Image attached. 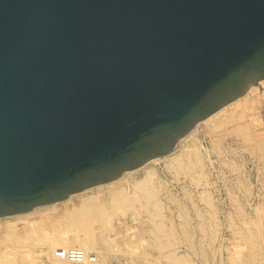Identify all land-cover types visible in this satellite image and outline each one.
<instances>
[{"label":"water","instance_id":"water-1","mask_svg":"<svg viewBox=\"0 0 264 264\" xmlns=\"http://www.w3.org/2000/svg\"><path fill=\"white\" fill-rule=\"evenodd\" d=\"M264 79V0H0V216L170 154Z\"/></svg>","mask_w":264,"mask_h":264},{"label":"rangeland","instance_id":"rangeland-1","mask_svg":"<svg viewBox=\"0 0 264 264\" xmlns=\"http://www.w3.org/2000/svg\"><path fill=\"white\" fill-rule=\"evenodd\" d=\"M260 83L261 81L257 85H252L257 87L256 92L251 95L245 96L243 100L238 102V105L232 104L226 106V108L217 112L216 114H213V116H211L210 118L208 117L209 119L206 118L205 120L198 122L196 124L197 126L195 125L196 128H194V132L192 133V135H190L188 141H186L185 146H182V141L180 146L176 148L177 150L174 149L170 154L166 156L155 158L149 161L150 163L148 166L154 169V171L156 172V177L159 179V181L162 182L164 180L162 182V186L166 191H161V193L157 194V196L158 200H160L161 203L164 202L163 204L165 205V207L169 205L168 209L166 207V214L168 215V217L173 218L172 220H174V226L179 222V220H177L179 219V217H177L176 212L174 211V199H177L178 201L180 200V202L184 204L185 207H188V213L190 214L189 222L192 226L196 227V233L194 234L196 247L194 248L190 243L188 244L185 239L184 241L182 239L180 242L176 241V245H172L174 247L168 246L169 249L166 248L165 251H160L155 245L157 241H155V236L153 234H150L148 232L151 236L149 234H145L147 235L145 236L140 232L144 227V222L148 221L149 214L148 212H144L147 210V208L145 210L144 207H141L142 203L127 200H123L118 204V202L115 201V199H113L111 196L108 197V192L110 189L109 186H114L119 183L117 182L119 181V179L120 182H124V180H127V185H125V183H122V188L129 190L128 185H131L138 179L144 178L145 170L143 169L144 166H141L136 170L123 173L121 177L116 179L117 181L114 180L113 183L108 182L105 184L97 185L69 196L68 201L70 200L69 203L73 206V225L72 227L70 226L68 228V231L64 233L69 234L68 239L69 237L75 238L74 245L76 247L83 246L81 243L85 244L83 237L87 235L93 236V239L95 241L93 249L88 251L91 258L95 259V262L88 261L86 264L264 263V220L262 223L261 221L256 220V218H259L260 220L261 218L264 219V86L261 87L259 85ZM246 101L248 102L245 107L243 103H245ZM253 101L257 102V104H255ZM240 105L242 106V109L240 108ZM252 108H255V110ZM239 127H242L243 129L239 130ZM244 137H246V140ZM219 138H224L225 141L217 142V139ZM181 146L184 149H180ZM226 148L228 150H226ZM184 150H188L189 152L198 150V153L201 154L203 162H201L200 166L197 168V171H195L196 174L195 172H188L186 174V171L182 169L177 170L172 167H166L165 160L167 159V157H170L172 155H179ZM222 156L225 158H223ZM222 158L225 161H222ZM242 158L244 161L242 160ZM227 160L229 161L227 162ZM238 162H240V164ZM228 163H230L231 165ZM224 164H226L227 167ZM231 168L233 169V171ZM238 171L239 174H236L238 173ZM173 173H175L174 176ZM209 175H211L212 177ZM237 177H243L245 179L243 187H240L238 184H236L238 183L236 182L238 179ZM254 180L257 181L255 182ZM195 183H197L198 185ZM248 185L252 186L249 187ZM233 186H235V188H233ZM247 189L248 191H246ZM169 192L171 194H169ZM204 194L207 195L208 199L205 200L206 195ZM170 196L174 197L172 201H168V199H172ZM229 196L231 197L229 198ZM201 197L204 199H202ZM232 197L234 199L236 197L237 199L233 201ZM192 198L194 199L192 200ZM65 200L59 202L63 203ZM114 203L115 206H113ZM195 207L198 210H196ZM256 208L259 210V213L261 215L257 212ZM168 210L174 212L172 216L170 214V211ZM192 210L194 212L196 211V213H194ZM76 215L79 216L78 220L74 219ZM91 215L97 218L96 222L89 221L93 220ZM257 215L260 216L256 217ZM250 216L251 218H254L250 219ZM60 217L62 218V221L68 219L67 216H57L56 218L58 219ZM56 218L54 216V219ZM253 219H255L256 222H254ZM12 220L13 219H9L0 222V245L4 244L5 242L3 241V239H1L4 237L2 231L3 228L5 230V225L9 224L8 222H15V227L19 225L18 228H20L22 225V220ZM86 223L92 224V228H88L86 230ZM168 223V225H171L172 222L170 221ZM197 223L199 225H205L207 226V228L201 229L200 227L196 226ZM64 224L65 223H63V226ZM45 230H47V228H45ZM46 233L47 232H44L45 237H47V235H45ZM192 233H194V228L192 229ZM197 239L199 241H197ZM7 243H9V240H7ZM188 246L190 248H188ZM247 246H252V249L253 251L255 250V253L252 254ZM42 247H37L33 250L25 249V251H23L24 255H26V258L30 260V264H68L52 258L51 256L49 257L48 245ZM256 250H258V252ZM20 255L21 254L18 255L17 253H15L9 258H6L4 261H2V264H4V262H7L8 260V264H19L22 257ZM105 256L108 257L107 262H103V257Z\"/></svg>","mask_w":264,"mask_h":264},{"label":"bare ground","instance_id":"bare-ground-1","mask_svg":"<svg viewBox=\"0 0 264 264\" xmlns=\"http://www.w3.org/2000/svg\"><path fill=\"white\" fill-rule=\"evenodd\" d=\"M261 87L264 86V79L261 80V83L259 84ZM257 90L256 86H251L250 88L247 89V91L245 92L244 95H242L240 99H237L236 101L234 100V102L227 104L226 106L232 105V104H237L238 102L243 100V98L247 95H251L253 93H255ZM255 95V94H254ZM253 95V96H254ZM258 95V94H256ZM261 96V95H260ZM256 97V96H255ZM254 98V97H253ZM258 98V97H257ZM246 101L245 103H243V105H247ZM250 102V100H249ZM254 102V101H253ZM255 104H257V102H254ZM253 103V104H254ZM261 103V102H260ZM249 104V103H248ZM226 106H223L222 108H220L218 111L214 112L213 114H216L217 112L223 110L224 108H226ZM258 106V105H257ZM235 107V106H234ZM242 106L240 105V108ZM239 108V107H238ZM237 109V108H236ZM242 109V108H241ZM255 110V108H252ZM258 109V108H257ZM249 110V109H248ZM234 112V111H233ZM257 112V111H255ZM213 114H211L210 116H208L209 118L211 116H213ZM207 117V118H208ZM208 118V119H209ZM252 119V118H251ZM256 119V118H255ZM205 120V119H204ZM243 120V119H241ZM237 123V122H236ZM197 126V125H196ZM196 126L194 128H196ZM223 126V125H222ZM229 126V125H228ZM227 127V126H226ZM252 127V126H251ZM192 129L189 133V135L183 140L182 146L186 145V141H188L190 135H192V133L194 132L195 129ZM242 127H239V130H242ZM256 129V128H255ZM230 130V129H229ZM220 131V130H219ZM205 133V132H204ZM240 133V132H239ZM226 136V135H225ZM229 137V136H228ZM232 137V136H231ZM227 138V137H226ZM246 140V137H244ZM243 138V139H244ZM228 139V138H227ZM251 139V138H250ZM258 140V139H257ZM256 140V141H257ZM219 141H225L224 138H219L217 139V142ZM240 142V141H239ZM257 143V142H256ZM217 144V143H216ZM223 144V143H222ZM226 145V144H225ZM180 146V145H179ZM181 146L180 149H182L183 147ZM218 146V145H217ZM228 148V147H227ZM226 148V150H228ZM184 149V148H183ZM177 150V149H176ZM205 151V150H204ZM222 151V150H220ZM224 151V150H223ZM241 153V152H240ZM263 153V152H262ZM210 154V153H209ZM168 155V154H167ZM166 156V155H164ZM170 156V155H169ZM206 156V155H205ZM253 156V155H252ZM163 157V156H160ZM223 157V156H222ZM258 157V156H257ZM159 158V157H156ZM225 158V157H223ZM222 158V161H225ZM228 158V157H227ZM155 159V158H154ZM221 159V158H220ZM231 159V158H230ZM252 159V158H251ZM152 160V159H151ZM239 160V159H238ZM243 160V158H242ZM262 160V159H261ZM150 161V160H149ZM146 162L145 164L142 165L143 169L145 170V174H144V178L138 179L136 182L132 183L129 186V190L127 189H123L122 188V183H125V185H127V180H124V182H120L119 185H111L109 186V192H108V197L111 196L113 199H115V201L118 202V204L123 201V200H127V201H134L137 203H142L141 207H144L145 210L147 208L146 211L144 212H148V221L144 222V227L142 228V231H140L141 233L145 234H153L155 236V241L156 242V247L157 249H159L160 251L162 250H166V248H168V246L170 247H174L172 245H176V241H181L184 239L188 242V244L190 243L194 248L196 247V241L194 239V234L196 227L192 226L189 222V216L190 214L188 213V207H185L184 204H182L180 202V200L178 201L177 199H174L175 202V208L174 211L176 212L177 217H179V222L177 225L174 226V220H172L173 218L168 217V215L166 214V207L167 209L169 208L168 206L165 207V205L163 203L160 202V200H158V196L157 194L161 193V191L165 190L164 187L162 186V182L159 181V179L156 177V172L154 171V169H152L151 167H149V163L150 162ZM229 160H227L228 162ZM231 161V160H230ZM236 161V160H235ZM244 161V160H243ZM253 161V160H252ZM166 162V167H172L175 168L177 170H184L186 171L185 173L187 174L188 172H195L197 171V168L200 166L201 162H203V158L201 157V154L198 153V150H193L191 152L187 151H183L181 154L179 155H172L170 157H167V159L165 160ZM210 162V161H209ZM259 162V161H258ZM223 163V162H222ZM240 164V162H238ZM230 164V163H228ZM235 164V163H233ZM211 165V164H210ZM226 166V164H224ZM231 165V164H230ZM229 165V166H230ZM238 165V164H236ZM235 165V166H236ZM254 165V164H253ZM214 166V165H213ZM234 166V165H233ZM247 166V165H246ZM141 167V166H140ZM138 167V168H140ZM217 167V166H216ZM227 167V166H226ZM245 167V166H244ZM243 167V169H244ZM249 167V166H248ZM136 168V169H138ZM151 168V169H150ZM207 168V167H206ZM230 168V167H229ZM235 168V167H234ZM134 169V170H136ZM205 169V168H204ZM214 169V168H213ZM232 169V168H231ZM240 169V167H239ZM165 170V169H164ZM167 170V169H166ZM199 170V169H198ZM228 170V169H226ZM230 170V169H229ZM238 170V169H237ZM132 171V170H131ZM169 171V170H168ZM167 171V172H168ZM233 171V169H232ZM128 172V171H127ZM222 172V171H221ZM244 172V171H243ZM125 173V172H124ZM159 173V172H158ZM212 173V172H211ZM218 173V172H217ZM232 173V172H231ZM184 174V175H186ZM190 174V173H189ZM196 174V172H195ZM216 174V173H215ZM220 174V173H219ZM225 174V173H224ZM239 174V171L238 173ZM242 174V172H241ZM246 174V173H245ZM175 175V173H173V176ZM182 175V174H181ZM218 175V174H217ZM222 175V174H221ZM235 175V174H234ZM192 176V175H191ZM194 176V175H193ZM196 176V175H195ZM200 176V175H199ZM211 176V175H209ZM229 176V174H228ZM227 176V177H228ZM186 177V176H184ZM190 177V176H189ZM197 177V176H196ZM212 177V176H211ZM209 177V178H211ZM215 177V176H214ZM220 177V176H218ZM223 177V176H222ZM225 177V176H224ZM233 177V176H232ZM247 177V176H246ZM175 178V177H174ZM179 178V177H178ZM187 178V177H186ZM195 178V177H194ZM200 178V177H199ZM202 178V177H201ZM237 181L240 187H243V183L245 181V179L243 177H237ZM249 178V177H248ZM185 179V178H184ZM189 179V178H187ZM192 179V177H191ZM206 179V178H205ZM216 179V178H215ZM224 179V178H223ZM229 179V178H227ZM226 179V180H227ZM236 179V178H235ZM244 179V180H243ZM231 180V179H230ZM248 180V179H247ZM192 181V180H190ZM207 181V180H206ZM228 181V180H227ZM232 181V180H231ZM230 181V182H231ZM255 181V180H254ZM257 181V180H256ZM255 181V182H256ZM114 181L110 182L113 183ZM196 182V181H195ZM218 182V181H217ZM235 182V181H234ZM194 183V180H193ZM198 183V182H197ZM195 183V184H197ZM200 183V182H199ZM215 183V182H214ZM228 183V182H227ZM194 184V185H195ZM101 185V184H100ZM198 185V184H197ZM231 185V184H230ZM234 185V184H233ZM246 185V184H245ZM254 185V183H253ZM257 185V184H256ZM249 186V185H248ZM252 185H250L249 187H251ZM259 186V185H258ZM198 187V186H197ZM202 187V186H201ZM205 187V186H204ZM211 187V186H210ZM228 187V186H227ZM226 187V188H227ZM245 187V186H244ZM232 188V187H231ZM233 188H235V186H233ZM246 188V187H245ZM169 189V188H168ZM184 189V188H183ZM228 189V188H227ZM240 189V188H239ZM254 189V188H253ZM256 189V188H255ZM166 191V190H165ZM168 191V190H167ZM185 191V190H183ZM235 191V190H234ZM239 191V190H237ZM248 191V189L246 190ZM251 191V190H250ZM82 192V191H81ZM244 192V191H243ZM260 192V191H259ZM258 192V193H259ZM166 193V192H165ZM168 193V192H167ZM187 193V192H186ZM228 193V192H227ZM251 193V192H250ZM249 193V195H250ZM257 193V194H258ZM169 194H171L169 192ZM183 194V193H181ZM185 194V193H184ZM203 194V193H202ZM242 194V193H240ZM264 194V193H263ZM174 195V194H173ZM206 195V194H204ZM235 195V194H234ZM246 195V193H245ZM248 195V196H249ZM100 196V195H99ZM161 196V195H160ZM183 196V195H182ZM193 196V195H192ZM233 196V195H231ZM229 196V198L231 197ZM241 196V195H240ZM247 196V197H248ZM101 197V196H100ZM171 197V196H170ZM184 197V196H183ZM182 197V198H183ZM200 197V196H199ZM244 197V195H243ZM246 197V196H245ZM257 197V196H255ZM67 198V199H66ZM66 198H62L60 200V202L62 200H65L63 203H60L59 201L57 202H51V203H44L41 205H38L36 207H33L27 211H23V212H18V213H12V214H7L4 216H0V222L4 221V220H9V219H15V220H22V225L20 228L15 227V222L14 223H10L5 225V230L3 228V241L4 244L0 245V264H2V261H4L6 258H9L11 255L17 253L18 255L21 254L20 256V262L19 264H30V260L26 258V255H24L23 251L26 250H33L37 247H42L45 245H48V256L55 258L61 262L64 263H68V264H86L88 261L90 262H95L94 258H91L90 254L88 251H90L91 249H93L95 241L93 239V236L91 235H87L85 237H83L84 239V243H81L83 246H75L74 245V237H69V234H65L64 232L68 231V228L73 225V220H72V216H73V206L72 204L69 203L68 199L69 196ZM169 198V197H168ZM167 198V199H168ZM172 198V199H171ZM168 201H172L174 197H171ZM202 198V197H201ZM166 199V198H165ZM194 198H192L193 200ZM204 199V198H202ZM208 199L207 195L205 200ZM237 198L235 197V199L232 197V200L235 201ZM257 199V198H256ZM261 199V198H260ZM184 201V200H182ZM255 202V201H254ZM60 203V204H58ZM238 203V202H237ZM256 203V202H255ZM50 204V205H47ZM58 204V205H57ZM174 204V203H173ZM240 204V203H239ZM250 204V203H249ZM261 204V203H260ZM259 204V205H260ZM60 205V206H59ZM251 205V204H250ZM113 206H115V203L113 204ZM213 206V204H212ZM237 206V204H236ZM258 207V206H257ZM196 208V207H195ZM241 209V208H239ZM141 210V209H140ZM144 210V209H143ZM196 210H198L196 208ZM200 210V209H199ZM219 210V209H218ZM253 210V209H252ZM257 212L259 213V210L256 208ZM170 211V210H168ZM193 211V210H192ZM224 211V210H222ZM261 211V210H260ZM263 211V209H262ZM190 212V211H189ZM194 212V211H193ZM229 212V211H228ZM140 213V211H139ZM173 211H170L171 216L173 215ZM196 213V211L194 212ZM198 213V212H197ZM260 214V213H259ZM198 215V214H197ZM261 215V214H260ZM257 215L256 217L260 216ZM57 216H67L68 219L63 220L62 218H56ZM92 216V215H91ZM229 216V213H228ZM254 216V215H253ZM197 217V216H196ZM93 220H89L90 222H96L97 218L95 216H92ZM194 218V216H193ZM254 218V217H252ZM250 216V219H252ZM75 220L79 219V216H75L74 218ZM12 220V221H13ZM72 220V221H71ZM181 220V222H180ZM192 220V219H190ZM254 222L257 221H261V223L263 222L264 219L261 218V220L259 218L253 219ZM11 221V220H10ZM172 222L171 225H168V222ZM198 221V220H197ZM18 223V222H16ZM63 223L64 226H63ZM168 223V224H167ZM195 224V223H194ZM193 224V225H194ZM198 224V223H197ZM197 227H200L201 229H205L207 228V226H203V225H197ZM17 225V224H16ZM191 225V226H190ZM64 228H63V227ZM85 229L87 230L88 228H92V224H88L86 223L85 225ZM45 228H47V230H45ZM63 228V229H62ZM194 228V233H192V229ZM1 230V229H0ZM102 231V229H101ZM44 232H47L45 235H47V237L44 236ZM104 232V231H103ZM149 232V233H148ZM101 233V232H100ZM253 233V232H252ZM76 234V233H75ZM149 234V235H150ZM104 235V234H103ZM197 235V234H196ZM147 236V235H145ZM151 236V235H150ZM77 237V236H75ZM103 237V236H101ZM48 238V239H47ZM7 240H9V243H7ZM121 240V238H120ZM142 241V240H141ZM197 241H199L197 239ZM151 242V240H150ZM153 242V241H152ZM178 242V245H179ZM2 243V242H1ZM125 243V242H124ZM123 243V244H124ZM102 244V243H101ZM186 245V244H185ZM190 245V246H191ZM200 245V244H199ZM192 247V248H193ZM248 249H250V251L252 252V254L255 253V250L253 251L252 246H247ZM43 248V247H42ZM176 248V247H175ZM188 248H190L188 246ZM263 248H264V241H263ZM41 249V248H40ZM70 249H79L83 252L84 254V258L83 260L80 261H69L66 259H63L59 256L58 252L61 250H70ZM148 249V248H147ZM151 249V248H150ZM169 249V248H168ZM167 249V250H168ZM199 249V248H198ZM39 250V249H38ZM195 250V249H194ZM22 251V252H20ZM192 251V250H191ZM196 251V250H195ZM258 252V250H256ZM169 252V251H168ZM167 252V253H168ZM172 252V250H171ZM264 252V251H263ZM170 253V252H169ZM33 254V253H32ZM166 254V253H165ZM190 254V253H189ZM35 255V253H34ZM170 255V254H169ZM196 255V254H195ZM171 256V255H170ZM197 256V255H196ZM169 257V256H168ZM252 257V256H251ZM43 258V257H42ZM103 262H107L108 261V257H103ZM258 258V257H257ZM46 260V259H45ZM164 260V259H163ZM192 260V259H190ZM36 261V259H35ZM47 261V260H46ZM259 261V260H257ZM262 261V260H261ZM9 260L7 262H4V264H8ZM256 263V262H254ZM262 263V262H261ZM145 264V263H143ZM264 264V263H263Z\"/></svg>","mask_w":264,"mask_h":264},{"label":"built area","instance_id":"built-area-1","mask_svg":"<svg viewBox=\"0 0 264 264\" xmlns=\"http://www.w3.org/2000/svg\"><path fill=\"white\" fill-rule=\"evenodd\" d=\"M59 256L63 259L73 261L83 260L84 254L79 249L61 250L58 252Z\"/></svg>","mask_w":264,"mask_h":264}]
</instances>
